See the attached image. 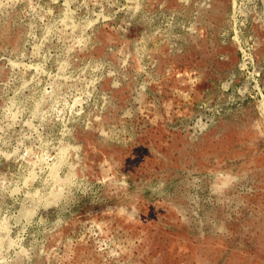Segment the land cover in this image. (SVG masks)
<instances>
[{
	"label": "rangeland",
	"instance_id": "1",
	"mask_svg": "<svg viewBox=\"0 0 264 264\" xmlns=\"http://www.w3.org/2000/svg\"><path fill=\"white\" fill-rule=\"evenodd\" d=\"M0 227V264H264V0H0Z\"/></svg>",
	"mask_w": 264,
	"mask_h": 264
},
{
	"label": "bare ground",
	"instance_id": "2",
	"mask_svg": "<svg viewBox=\"0 0 264 264\" xmlns=\"http://www.w3.org/2000/svg\"><path fill=\"white\" fill-rule=\"evenodd\" d=\"M62 1V0H61ZM68 1V0H67ZM140 1V0H139ZM141 1H143V0H141ZM180 1V0H179ZM86 2H87V0H86ZM13 3V2H12ZM48 3V2H47ZM58 3H60V2H58ZM67 3V2H66ZM144 3V2H143ZM196 3V2H195ZM206 3V2H205ZM244 3V2H243ZM96 4V3H95ZM102 4V3H101ZM113 4H114V1H113ZM180 4V3H179ZM236 4V3H235ZM10 5V4H9ZM51 5H54V4H51ZM68 5V4H67ZM145 5V4H144ZM165 6V5H164ZM110 7V6H109ZM161 7V6H160ZM55 8V7H54ZM87 8V7H86ZM203 8V7H202ZM205 8V7H204ZM88 10V9H87ZM86 10V11H87ZM95 10V9H94ZM121 10V9H120ZM244 10V9H243ZM249 10V9H248ZM100 11V10H99ZM133 11V10H132ZM137 11V10H136ZM241 11V10H240ZM52 12V11H51ZM138 12V11H137ZM149 12V11H148ZM53 13V12H52ZM119 13V12H118ZM150 13H148V15H149ZM48 15H49V13H48ZM119 15V14H118ZM133 15V14H132ZM139 15H140V13H139ZM153 15V14H152ZM103 17V16H102ZM120 17V16H119ZM153 17V16H152ZM99 18V17H98ZM101 18V17H100ZM147 18V17H146ZM150 18V17H149ZM189 19L191 18V17H188ZM70 19V18H69ZM123 19V18H122ZM154 19V18H153ZM188 19V20H189ZM262 19V18H261ZM136 20V19H135ZM152 20V19H151ZM104 21V20H103ZM123 21V20H122ZM121 21V22H122ZM129 21V20H128ZM190 21H192V20H190ZM120 22V21H119ZM85 23V22H84ZM92 24V23H91ZM120 24V23H119ZM118 24V25H119ZM131 24V23H130ZM45 25V24H44ZM66 25H68V22H66ZM127 25V24H126ZM176 25V24H175ZM83 26V25H82ZM150 26V25H149ZM155 26V25H154ZM32 27V26H31ZM42 27V26H41ZM46 27H47V24H46ZM67 27V26H66ZM75 27V26H74ZM131 27V26H130ZM77 28V27H76ZM175 28V27H174ZM81 29V28H80ZM90 29V28H89ZM95 29V28H94ZM176 29V28H175ZM179 29V28H178ZM60 30V29H59ZM33 31V30H32ZM82 31V30H81ZM97 31V30H96ZM146 31V30H145ZM148 31V30H147ZM150 31V30H149ZM66 32V31H65ZM65 32H64V34H65ZM85 32V31H84ZM83 32V33H84ZM36 33V32H35ZM48 33V32H47ZM51 33V32H50ZM90 33V32H89ZM37 34V33H36ZM40 34V33H39ZM44 34V33H43ZM49 34V33H48ZM156 34V33H155ZM154 34V35H155ZM160 34V33H159ZM164 34V33H163ZM168 34H170V33H168ZM25 35V34H24ZM29 35V34H28ZM27 35V36H28ZM30 35H32V34H30ZM80 35H82V34H80ZM147 35V34H146ZM93 36V35H92ZM165 36V35H164ZM22 37H23V35H22ZM44 37V36H43ZM47 37V36H46ZM167 37H169V36H167ZM174 37V36H173ZM32 38V37H31ZM35 38V37H34ZM36 38H38V37H36ZM40 38V37H39ZM150 38V37H149ZM23 39H24V37H23ZM42 39V38H41ZM48 40V39H47ZM50 40V39H49ZM54 40V39H53ZM162 40V39H161ZM36 41H38V40H36ZM145 42V41H144ZM159 42V41H158ZM32 43H34V42H32ZM42 43V42H41ZM49 43V42H48ZM157 43V42H156ZM172 44V43H171ZM40 45H42V44H40ZM19 46V45H18ZM32 46H33V44H32ZM50 46V45H49ZM5 47V46H4ZM7 47V46H6ZM38 47H40V46H36V48H38ZM46 47V46H45ZM150 47V46H149ZM174 47V46H173ZM172 47V48H173ZM259 47V46H258ZM30 48H32V47H30ZM29 48V49H30ZM35 48V47H34ZM41 48V47H40ZM111 48V47H110ZM7 49V48H6ZM107 49V48H106ZM171 49V48H170ZM38 50H40V49H38ZM67 50V49H66ZM134 50V49H133ZM174 50V49H173ZM20 51V50H19ZM110 51V50H109ZM171 51V50H170ZM22 52V51H21ZM26 52V51H25ZM31 52V51H30ZM48 52V51H47ZM51 52V51H50ZM137 52V51H136ZM174 52V51H173ZM8 53V52H7ZM28 53V52H27ZM39 53V52H38ZM33 54V53H32ZM137 54H139V53H137ZM172 54V53H171ZM176 54V53H175ZM143 55H145L144 53H143ZM6 56V55H5ZM128 56V55H127ZM137 56V55H136ZM149 56V55H148ZM35 57V56H34ZM52 57V56H51ZM11 58H12V56H11ZM66 58V57H65ZM143 58V57H142ZM141 58V59H142ZM34 59H36V58H34ZM69 59V58H68ZM75 59V58H74ZM91 59V58H90ZM140 59V60H141ZM145 59V58H144ZM3 60V59H2ZM12 60V59H11ZM17 60V59H16ZM98 60V59H97ZM34 61V60H33ZM110 61V60H109ZM144 61V60H143ZM7 62H9V61H7ZM17 62V61H16ZM35 62V61H34ZM86 62V61H85ZM108 62V61H107ZM141 62H142V60H141ZM11 63V62H10ZM59 63V62H58ZM145 63V62H144ZM154 63V62H153ZM9 64V63H8ZM12 64V63H11ZM7 65V64H6ZM17 65V64H16ZM84 65V64H83ZM142 65V64H141ZM11 66H13V65H11ZM73 66V65H72ZM15 67V66H14ZM30 67H32V66H30ZM71 67V66H70ZM99 67V66H98ZM113 67V66H112ZM115 67V66H114ZM261 67V66H260ZM5 68V67H4ZM12 68V67H11ZM27 68H28V66H27ZM79 68V67H78ZM24 69H26V68H24ZM40 69V68H39ZM72 69V68H71ZM116 69V68H115ZM104 70V69H103ZM85 71V70H84ZM101 71V70H100ZM255 71H256V68H255ZM106 72V71H105ZM113 72V71H112ZM257 72V71H256ZM11 73V72H10ZM85 73V72H84ZM261 73V72H260ZM76 74V73H75ZM82 74V73H81ZM258 74V73H257ZM10 75V74H9ZM105 75V74H104ZM108 75V74H107ZM29 76V75H28ZM84 76H85V74H84ZM101 76V75H100ZM27 77V76H26ZM86 77V76H85ZM58 78H59V76H58ZM80 78V77H79ZM26 79H29L28 77L26 78ZM26 79H25V81H26ZM68 79V78H67ZM60 80V79H59ZM93 80V79H92ZM75 81V80H74ZM85 81V80H84ZM24 82V81H23ZM26 82H28V81H26ZM76 82H77V80H76ZM89 82V81H88ZM99 82V81H98ZM20 83V82H19ZM29 83V82H28ZM80 83V82H79ZM84 83H86V82H84ZM94 83V82H93ZM6 85V84H5ZM22 85V84H21ZM24 85V84H23ZM89 86V85H88ZM87 86V87H88ZM92 86V85H91ZM94 86V85H93ZM117 86V85H116ZM22 87V86H21ZM21 87H18V88H21ZM90 87V86H89ZM2 88V87H1ZM4 88V87H3ZM85 88V87H84ZM94 90V89H93ZM92 90V91H93ZM260 91V90H259ZM5 92V91H4ZM3 92V93H4ZM89 92V91H88ZM89 94V93H88ZM103 94V93H102ZM105 95V94H104ZM34 97H37V95L36 96H34ZM104 97V96H103ZM33 98V97H32ZM103 99V98H102ZM104 102V101H103ZM98 108V107H97ZM96 111V110H95ZM263 111V110H262ZM100 114V113H99ZM96 120V119H95ZM100 120V119H99ZM71 127V126H70ZM68 130V129H67ZM53 131V130H52ZM56 131V130H55ZM70 135V134H69ZM65 136H67V135H65ZM67 138V137H66ZM52 139V138H51ZM48 140V139H47ZM66 144V143H65ZM64 145V144H63ZM70 145V144H69ZM71 147V146H70ZM73 148V147H72ZM75 148V147H74ZM76 148H78L77 146H76ZM71 149V148H70ZM77 150V149H76ZM75 151V150H74ZM69 154V153H68ZM67 154V155H68ZM64 155H66V154H64ZM69 158V157H68ZM62 162V161H61ZM62 165V164H61ZM55 166V165H54ZM64 166V165H63ZM60 167V166H59ZM61 168V167H60ZM51 170H53V168L51 169ZM74 170V169H73ZM31 171H33V170H31ZM34 173V172H33ZM54 177H56V176H54ZM53 177V178H54ZM61 178V177H60ZM56 180V179H55ZM3 223V222H2ZM1 228V227H0ZM0 233H1V229H0ZM2 235V234H1ZM4 235V234H3ZM2 235V236H3ZM3 240V239H2ZM2 240H0V242L2 241Z\"/></svg>",
	"mask_w": 264,
	"mask_h": 264
},
{
	"label": "built area",
	"instance_id": "3",
	"mask_svg": "<svg viewBox=\"0 0 264 264\" xmlns=\"http://www.w3.org/2000/svg\"><path fill=\"white\" fill-rule=\"evenodd\" d=\"M204 121H206V119L205 120H201V122H199L198 124H197V127H200V128H202V129H204L205 127H207V123H205Z\"/></svg>",
	"mask_w": 264,
	"mask_h": 264
}]
</instances>
